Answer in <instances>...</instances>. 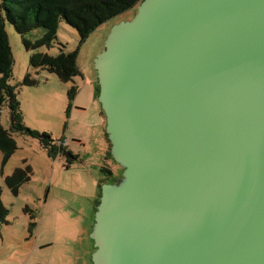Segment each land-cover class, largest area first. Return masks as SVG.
<instances>
[{
	"label": "water",
	"instance_id": "obj_1",
	"mask_svg": "<svg viewBox=\"0 0 264 264\" xmlns=\"http://www.w3.org/2000/svg\"><path fill=\"white\" fill-rule=\"evenodd\" d=\"M94 65L93 264H264V0H143Z\"/></svg>",
	"mask_w": 264,
	"mask_h": 264
},
{
	"label": "rangeland",
	"instance_id": "obj_2",
	"mask_svg": "<svg viewBox=\"0 0 264 264\" xmlns=\"http://www.w3.org/2000/svg\"><path fill=\"white\" fill-rule=\"evenodd\" d=\"M136 13L134 8L111 19L83 43L76 29L61 22L58 43L37 52L56 56L63 45L66 52H76L81 74L69 83H62L45 70L33 69L30 57L35 51H27L22 36L7 23L14 58L11 84L22 83L28 74L40 81L38 87H22L24 124L31 130L50 133L54 140H63L73 153L83 156L85 164L78 162L68 169L66 159L50 158L39 139L13 134L18 151L8 159L0 154V190L10 211L9 224L0 227V264H93V253L91 257L87 253L86 262L82 260L85 243L78 247L74 241L87 213V246L92 243L89 222L94 221L95 215L97 166L108 151L106 119L96 96L98 79L94 60L104 50L113 26L132 20ZM43 35L44 30H37L27 38L35 41ZM73 86L79 91L71 101L69 91ZM1 123L6 130L12 129L8 107L2 112ZM117 166L114 175L120 180L123 168ZM17 170L23 172L26 182L14 193L5 181ZM33 216L37 227L31 231ZM93 225L94 222L92 228Z\"/></svg>",
	"mask_w": 264,
	"mask_h": 264
},
{
	"label": "trees",
	"instance_id": "obj_3",
	"mask_svg": "<svg viewBox=\"0 0 264 264\" xmlns=\"http://www.w3.org/2000/svg\"><path fill=\"white\" fill-rule=\"evenodd\" d=\"M143 0H0V154L5 159L10 158L18 151V144L14 133L39 139L43 149L52 159L64 157L66 168L81 161L79 154L73 153L66 142L54 140L50 133H40L31 130L24 124V111L20 94L22 87H38L40 81L28 74L22 83L12 85L14 58L9 42L7 23L14 26L18 34L23 38L27 51H35L30 57L31 67L35 70H45L55 74L62 83L74 82L81 71L78 66V55L76 52H66L65 46L61 47V53L52 56L48 53L37 52L40 48L51 49L58 40V31L62 21L76 29L81 42L86 39L102 25L127 11L137 8ZM37 30H44V35L35 41L29 40L28 35ZM79 88L73 86L69 91L70 100L77 96ZM99 95V85L98 93ZM8 107L12 124L11 130H6L1 123L2 112ZM103 112V110H102ZM103 115L105 116L104 112ZM106 118V117H105ZM108 136V134H107ZM111 154V142L109 140ZM115 161V160H114ZM119 168L121 167L118 163ZM106 179L101 181L100 193L103 184L117 183L112 172L103 169ZM124 171V169H123ZM123 176V173H122ZM23 172L17 170L11 177L6 179V184L14 193L25 184ZM99 199L96 201V207ZM9 209L2 200L0 190V227L8 225ZM30 223V230L37 227V222ZM96 250V249H95Z\"/></svg>",
	"mask_w": 264,
	"mask_h": 264
},
{
	"label": "crops",
	"instance_id": "obj_4",
	"mask_svg": "<svg viewBox=\"0 0 264 264\" xmlns=\"http://www.w3.org/2000/svg\"><path fill=\"white\" fill-rule=\"evenodd\" d=\"M96 96H97V94H96ZM102 114H103V112H102ZM104 127H105L106 139H107V142H108V151H107V154L104 157L101 158L103 160L100 161V164L98 166L96 165L97 166V174H96V178H95V181H96V191H95L96 197L95 198L96 199L94 200V205H93L94 213H95L96 201L99 198L100 185H101L100 183H101L102 180L106 179L105 175L104 174H103L104 176L102 175V173H103L102 170L103 169H107L110 172H112L113 175H114L115 169H116V166H117V163L114 161V159H112L110 157V153H109L110 144H109V138H108L107 132H106V121L104 122ZM76 154H79L80 155V157H81V161L80 162L82 164L83 163L85 164V160H84L83 156L80 153H76ZM87 169H88V167H87ZM117 169H119V168H117ZM101 171H102V173H101ZM86 217H87V213L86 214L84 213V218H85L84 219V223L80 227V233L77 234V238L75 239L76 241H74L75 242L74 244L76 246H78V247H80V244L81 243H85V247H84L83 254H82V260H85V262H86V259H87V253L89 252V254H90L89 257H91V254L94 253V251H95V246H94V242H93L92 239L90 240V241H92V243L90 244V246L89 247L87 246V227H86L87 226V218ZM93 222H94L93 219H92V221L89 222V224L91 226L90 229H89V233L92 231V224H93ZM79 251H80V249H79ZM79 260L81 262V257H80Z\"/></svg>",
	"mask_w": 264,
	"mask_h": 264
}]
</instances>
